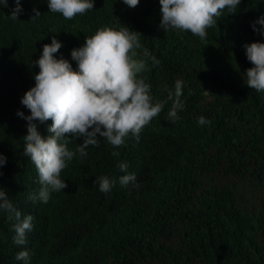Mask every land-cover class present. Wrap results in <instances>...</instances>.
<instances>
[{
	"label": "trees",
	"instance_id": "trees-1",
	"mask_svg": "<svg viewBox=\"0 0 264 264\" xmlns=\"http://www.w3.org/2000/svg\"><path fill=\"white\" fill-rule=\"evenodd\" d=\"M7 2L0 7V153L7 157L0 187L34 220L28 243L18 247L15 221L0 213V264H23L15 260L22 250L30 264H264V92L242 78L253 66L242 45L264 42L250 27L264 15V0H242L237 13L207 30L206 40L161 29L159 0H140L135 8L95 0L91 11L70 20L49 12L47 0H22L17 21L8 18L13 0ZM33 7L41 13L35 20ZM105 27L140 33L138 58L147 50L159 61L149 60L142 74L154 102L182 80L185 107L171 121L168 101L139 142L128 138L114 148L100 139L61 172L67 188L33 203L28 196L41 185L22 154L27 122L16 115L29 114L20 99L34 86L33 62L55 36L63 44L56 55L75 69L71 50ZM201 116L211 123L199 125ZM50 123L38 124L43 137ZM121 162L138 187L119 184ZM100 176L117 180L111 192L99 191Z\"/></svg>",
	"mask_w": 264,
	"mask_h": 264
},
{
	"label": "clouds",
	"instance_id": "clouds-1",
	"mask_svg": "<svg viewBox=\"0 0 264 264\" xmlns=\"http://www.w3.org/2000/svg\"><path fill=\"white\" fill-rule=\"evenodd\" d=\"M140 0H122L129 8H135ZM242 0H159L160 28L164 31L179 30L191 32L201 40H206L208 29L217 24L225 14H235ZM95 0H47L49 12L59 13L70 20L84 15L94 7ZM7 0H0V7H8ZM22 0H13L9 19L17 21L23 15ZM31 19L41 13L32 8ZM259 25V27H257ZM253 32L264 37V15L251 25ZM141 34L126 27L120 29L101 28L91 37H85L84 44L70 52L71 61L56 55L63 47L55 36L50 44L42 46V52L33 63L39 71L33 75L34 86L28 89L20 103L29 111L25 115L17 110L16 115L25 120L27 133L23 137V155L35 165L38 182L37 193L29 194L33 203H47L52 193H60L68 187L61 172L77 155L87 156L89 146L99 147L100 139L106 140L114 148L125 145L128 138L139 142L142 129L157 117L165 104L171 101L168 117L179 119L178 112L185 107L181 99L183 81L177 80L174 90H168L167 99L154 102L151 85L143 73L149 71L148 61L159 63L147 50L143 58H138L137 49L142 47ZM246 59L253 65L243 73L244 83L257 92H264V42L245 43ZM48 135L43 137L38 124L47 121ZM211 121L201 116L198 124L203 126ZM82 138L75 151L68 145ZM118 155V153H113ZM7 164V157L0 153V168ZM124 175L119 177L121 186L132 184L138 187L134 173H128L125 162L119 164ZM99 191L109 193L117 180L100 176L94 181ZM0 213L9 221H15L13 243L20 247L28 243L27 236L33 229L34 217L23 215L10 200L6 190L0 187ZM16 261L30 264V253L19 251Z\"/></svg>",
	"mask_w": 264,
	"mask_h": 264
}]
</instances>
